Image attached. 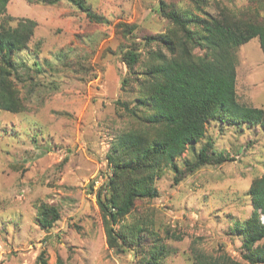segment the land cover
<instances>
[{
	"label": "rangeland",
	"instance_id": "374dc122",
	"mask_svg": "<svg viewBox=\"0 0 264 264\" xmlns=\"http://www.w3.org/2000/svg\"><path fill=\"white\" fill-rule=\"evenodd\" d=\"M85 1L102 20L88 18L67 0H9L6 7L9 25L30 18L36 26L27 46L11 52L12 67H4L6 91L21 108H0V264H36L42 253L46 264H194L195 250L260 264L245 258L236 229L252 211L248 188L264 169L260 125L210 120L204 137L176 158L180 179L174 183V171L161 166L153 180L157 195L136 198L112 224L114 247L95 192L112 172L108 151L116 138L156 128L121 104L134 105L151 51L167 54L161 43L145 38L175 28L159 3L190 20L211 15L264 24V0ZM190 27L198 28L193 22ZM127 50L140 56L132 70L123 56ZM233 52L238 101L264 108L258 39ZM208 141L210 152L223 159L197 163ZM44 205L59 214L46 228L39 221ZM155 245H164L157 260L151 258Z\"/></svg>",
	"mask_w": 264,
	"mask_h": 264
},
{
	"label": "trees",
	"instance_id": "16d2710c",
	"mask_svg": "<svg viewBox=\"0 0 264 264\" xmlns=\"http://www.w3.org/2000/svg\"><path fill=\"white\" fill-rule=\"evenodd\" d=\"M55 3L58 0H38ZM90 19L102 20L85 0H67ZM9 0H0V108L19 110L20 103L6 91V71L11 68V52L25 48L31 39L36 22L30 18H19L15 25L6 14ZM161 15L175 25L168 32L145 35L146 42L161 43V50L151 51L146 68L138 79L139 93L132 107L122 103L131 115L156 125L148 129L129 130L121 133L108 151L111 174L96 189L97 203L103 212L106 234L111 247L116 246L114 225L118 217L127 214L136 198L154 197L157 189L153 180L161 166L174 171L173 182L180 179L176 158L203 138L206 124L216 121L228 125H260L264 128V108L254 107L238 101L236 93V62L233 49L251 38L258 39L264 56V24L234 22L211 15L188 19L182 12L159 3ZM198 28L192 29L190 23ZM122 26H128L121 24ZM198 48L201 53L194 54ZM129 69L139 61L136 50L123 53ZM130 73V72H129ZM132 73V72H131ZM128 83L124 79L123 83ZM126 83V84H127ZM124 84V85H126ZM210 141L197 153V163L222 160L221 155L210 152ZM252 211L237 231L243 236L242 245L247 250L245 258L264 264V224L259 212H264V169L249 188ZM59 217L55 206H42L39 221L43 228L50 227ZM108 217V219L106 218ZM126 233L120 238L124 243ZM151 258L164 254V245L154 247ZM43 253L36 264H46ZM194 264H242L226 256L212 257L199 250L193 252ZM55 264H65L58 259Z\"/></svg>",
	"mask_w": 264,
	"mask_h": 264
},
{
	"label": "built area",
	"instance_id": "2783aa9c",
	"mask_svg": "<svg viewBox=\"0 0 264 264\" xmlns=\"http://www.w3.org/2000/svg\"><path fill=\"white\" fill-rule=\"evenodd\" d=\"M259 220L262 224H264V212H259Z\"/></svg>",
	"mask_w": 264,
	"mask_h": 264
}]
</instances>
